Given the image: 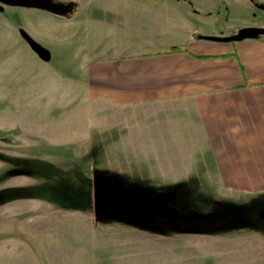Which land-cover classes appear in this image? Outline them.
I'll return each mask as SVG.
<instances>
[{"label":"rangeland","instance_id":"obj_1","mask_svg":"<svg viewBox=\"0 0 264 264\" xmlns=\"http://www.w3.org/2000/svg\"><path fill=\"white\" fill-rule=\"evenodd\" d=\"M53 1L75 6L81 0ZM97 2L104 5L109 0ZM226 3L221 14L214 13L223 22L218 24L225 36L254 24L243 0ZM6 9L9 21L43 42L47 57L30 45H15L9 24L0 21V264H55L72 252L130 249L125 247L127 237L152 234L148 225L154 196L151 200L152 195L143 193L149 188L140 186L150 181L145 171L150 167L165 173L164 160L171 155L166 147L139 145L142 134L133 135L130 116L100 114L87 99L89 51L84 35L78 40L81 45H68V21L42 10ZM105 18L114 20L111 15ZM50 31L61 35L55 39ZM106 31L102 35L132 45L178 39L173 33L154 34L145 19L118 25L115 33L112 27ZM260 39L264 41V36ZM113 126L125 130L126 145L103 137L105 128ZM125 132L121 130L122 136ZM179 150L190 152L193 147ZM123 173L128 180L119 177ZM188 239L182 244L190 248L181 253L178 264L201 261L195 254L199 245L205 250L208 244H218L219 256L205 257L203 264H264V241L259 239L220 243Z\"/></svg>","mask_w":264,"mask_h":264},{"label":"crops","instance_id":"obj_2","mask_svg":"<svg viewBox=\"0 0 264 264\" xmlns=\"http://www.w3.org/2000/svg\"><path fill=\"white\" fill-rule=\"evenodd\" d=\"M221 1L109 0L100 5L97 0H81L68 17L53 15L69 23L68 45H81L78 40L85 37L83 45L89 51L85 93L90 103L100 114L130 116L133 135L142 134L139 145L166 147L171 155L164 160L165 173L148 166L147 178L170 183L197 179L200 194L235 204L264 199V41L201 40L202 34L225 36L218 24L223 22L214 14H221ZM9 8L14 7L0 10V21L9 24L15 45H29L23 33L42 45L27 28L19 29L4 16ZM105 14L114 20H107ZM136 15L141 19L131 18ZM144 19L154 34L173 33L178 39L132 45L102 35L109 27L115 33L118 25H135ZM50 32L55 39L61 35ZM105 130L114 131L117 144L124 146V129ZM180 147L193 150L180 151ZM192 237H199V243L264 241L263 232L247 230L221 235H132L125 240L130 249L72 252L55 264H178L181 253L190 248L182 242ZM140 242H144L142 249L137 248ZM202 247L195 254L201 261L185 264H203L205 257L219 256L218 244L206 245L208 251Z\"/></svg>","mask_w":264,"mask_h":264},{"label":"trees","instance_id":"obj_3","mask_svg":"<svg viewBox=\"0 0 264 264\" xmlns=\"http://www.w3.org/2000/svg\"><path fill=\"white\" fill-rule=\"evenodd\" d=\"M107 136H110V143L114 142L113 139L111 140L115 137L114 131L103 134V137L107 138ZM119 177L124 181L128 178L124 173ZM140 186L149 188L143 193L152 195L151 200L154 196L153 218L148 225L152 234L208 233L221 235L245 230L264 233V199L262 198L235 204L212 201L210 197L199 193L197 182L193 179L176 183L166 182L164 179L158 181L150 179L149 182L140 184ZM123 193L130 192L124 191ZM92 210H95L93 204ZM210 214L211 218H209ZM228 219L231 221L227 222Z\"/></svg>","mask_w":264,"mask_h":264},{"label":"water","instance_id":"obj_4","mask_svg":"<svg viewBox=\"0 0 264 264\" xmlns=\"http://www.w3.org/2000/svg\"><path fill=\"white\" fill-rule=\"evenodd\" d=\"M0 3L6 7L36 9L49 12L57 16H67L73 10V5L55 3L53 0H0ZM24 38L30 47L43 58L47 57V51L26 33ZM264 36V28H242L233 36H201V40L216 43H238L246 40H259Z\"/></svg>","mask_w":264,"mask_h":264},{"label":"flooded vegetation","instance_id":"obj_5","mask_svg":"<svg viewBox=\"0 0 264 264\" xmlns=\"http://www.w3.org/2000/svg\"><path fill=\"white\" fill-rule=\"evenodd\" d=\"M243 1H244V8L249 11V15L252 17V21H254L253 25L245 28H251V27L264 28V0H243ZM222 4L226 5L227 3L225 0H223L221 1V5ZM3 7L4 5L0 3L1 11H3ZM238 31L236 32V34L238 33Z\"/></svg>","mask_w":264,"mask_h":264}]
</instances>
